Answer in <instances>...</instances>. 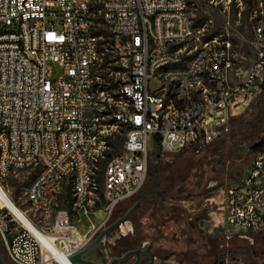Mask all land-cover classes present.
Instances as JSON below:
<instances>
[{
  "label": "built area",
  "instance_id": "2783aa9c",
  "mask_svg": "<svg viewBox=\"0 0 264 264\" xmlns=\"http://www.w3.org/2000/svg\"><path fill=\"white\" fill-rule=\"evenodd\" d=\"M250 18L255 61L233 73L229 41L192 38L188 0H0V183L35 171L25 198L36 214L50 217L68 192L77 213L102 194L110 217L144 187L152 144L163 155L206 148L259 97L264 1ZM226 204L230 227L264 231V148ZM22 212L67 256L91 240L67 209L47 232ZM0 244L10 264L52 263L1 198Z\"/></svg>",
  "mask_w": 264,
  "mask_h": 264
},
{
  "label": "rangeland",
  "instance_id": "374dc122",
  "mask_svg": "<svg viewBox=\"0 0 264 264\" xmlns=\"http://www.w3.org/2000/svg\"><path fill=\"white\" fill-rule=\"evenodd\" d=\"M263 1L188 0L192 38L218 37L229 41L232 72H245L255 61L250 13ZM53 69L54 76L59 77L61 70ZM257 101L258 98L251 107L232 116L227 130L206 148L163 155L152 144L144 187L136 198L120 204L110 217L102 194L95 205L77 213L71 210L68 192L60 196L58 207L50 217L36 214L25 198L35 171L11 174L1 184L16 206L27 212L42 231L47 232L54 225L60 209H67L77 235L91 236V240L139 201L143 193L146 198L143 208L125 224L129 231L124 233L120 228L105 242L102 248L105 262L141 245L143 248L153 245L141 264H264V231L244 233L226 222L227 192L247 176L255 155L252 147L261 136L250 128L258 113ZM122 142L121 138L114 140L110 158L119 152ZM157 192L162 194L161 205L148 208L153 193ZM0 250L5 255L1 244Z\"/></svg>",
  "mask_w": 264,
  "mask_h": 264
},
{
  "label": "water",
  "instance_id": "95a60500",
  "mask_svg": "<svg viewBox=\"0 0 264 264\" xmlns=\"http://www.w3.org/2000/svg\"><path fill=\"white\" fill-rule=\"evenodd\" d=\"M142 205V201L134 203L121 217L117 218L107 227L100 230L97 237L88 241L81 249L67 256V261L70 264H124L127 261L134 259L131 264H141L143 257L152 251L153 245H149L146 248L139 246L137 249L126 252L121 257H113L108 262L104 261L103 247L108 237L114 234L121 226L130 222L132 216L139 210ZM99 251L101 255L100 260L92 259L94 252ZM0 264H10L5 261L3 254L0 251ZM51 264H59L56 261H52Z\"/></svg>",
  "mask_w": 264,
  "mask_h": 264
},
{
  "label": "bare ground",
  "instance_id": "6f19581e",
  "mask_svg": "<svg viewBox=\"0 0 264 264\" xmlns=\"http://www.w3.org/2000/svg\"><path fill=\"white\" fill-rule=\"evenodd\" d=\"M0 198L4 201V203L12 210V212L16 215V217L24 223L25 226L33 230L37 236L46 242L51 250L50 256L52 261H56L59 264H70L67 261V255L58 251L55 247H53L46 239L44 235L34 226V224L26 217V215L14 204V202L9 197L6 190L3 188L2 184L0 183ZM129 231L128 225L121 226V232Z\"/></svg>",
  "mask_w": 264,
  "mask_h": 264
},
{
  "label": "trees",
  "instance_id": "16d2710c",
  "mask_svg": "<svg viewBox=\"0 0 264 264\" xmlns=\"http://www.w3.org/2000/svg\"><path fill=\"white\" fill-rule=\"evenodd\" d=\"M257 110L258 113L256 115V118L254 119L253 123H251L250 128L256 130V134L260 133L261 136L259 137L258 142L252 147L253 153H256L260 149L264 148V85L262 92L260 93L257 101ZM157 171L160 173L161 172V167H157ZM137 197V196H136ZM135 197V198H136ZM139 201H142V204L146 202V198L144 194L142 193L140 195ZM162 203V194L160 192L153 193L152 198L147 204V207H151L152 205H161ZM141 209L143 208L142 205L140 207Z\"/></svg>",
  "mask_w": 264,
  "mask_h": 264
},
{
  "label": "flooded vegetation",
  "instance_id": "af4514ba",
  "mask_svg": "<svg viewBox=\"0 0 264 264\" xmlns=\"http://www.w3.org/2000/svg\"><path fill=\"white\" fill-rule=\"evenodd\" d=\"M0 251H1V250H0ZM1 253H2V251H1ZM2 254H3V253H2ZM3 256H4L5 261L8 262V260H7V258L5 257L4 254H3ZM92 259H94V260H100V259H101L100 252H99V251L94 252L93 255H92Z\"/></svg>",
  "mask_w": 264,
  "mask_h": 264
}]
</instances>
